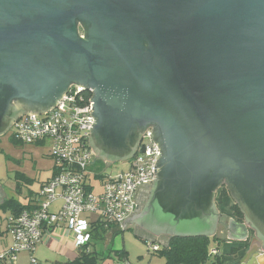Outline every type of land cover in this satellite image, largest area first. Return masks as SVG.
Returning <instances> with one entry per match:
<instances>
[{"label": "water", "instance_id": "obj_1", "mask_svg": "<svg viewBox=\"0 0 264 264\" xmlns=\"http://www.w3.org/2000/svg\"><path fill=\"white\" fill-rule=\"evenodd\" d=\"M71 85L96 158L129 160L152 127L154 179L113 234L212 238L225 184L244 221L224 239L258 240L236 264H264V0H0V136Z\"/></svg>", "mask_w": 264, "mask_h": 264}, {"label": "built area", "instance_id": "obj_2", "mask_svg": "<svg viewBox=\"0 0 264 264\" xmlns=\"http://www.w3.org/2000/svg\"><path fill=\"white\" fill-rule=\"evenodd\" d=\"M91 91L71 85L57 105L37 115H21L13 123L14 138L24 144L47 143L53 161V175L40 188L32 208L7 220L12 239L10 248L0 254V264H14L20 253L33 254L45 232L63 227L73 234L79 248L88 244L90 225L122 226L131 213L134 193L143 183H152L156 173L157 149L150 138V128L142 135L126 168L115 175L103 174L97 192L90 177L97 158L88 146L92 117L86 97ZM86 216V217H84ZM149 251L159 246L148 244ZM214 249L211 254H217ZM30 262L36 259L31 256ZM117 264H131L121 260Z\"/></svg>", "mask_w": 264, "mask_h": 264}, {"label": "rangeland", "instance_id": "obj_3", "mask_svg": "<svg viewBox=\"0 0 264 264\" xmlns=\"http://www.w3.org/2000/svg\"><path fill=\"white\" fill-rule=\"evenodd\" d=\"M46 151L47 143L24 144L16 140V138H14V129H9L0 136V186L6 198H15L18 202L26 204L29 200H27V195L31 196V200L37 196L41 184L45 182V179L48 177V166L53 163L52 159L46 154ZM96 165L101 173L111 175H115L119 171L124 170L127 166L126 161L114 163L97 161ZM91 171L99 172L93 169H91ZM18 175L27 178L29 180L28 184L24 182V180H18ZM16 181L21 183V193L15 192ZM89 182L94 186V191L97 192L100 187V179L92 176ZM226 202H223L220 209L226 213L228 218H231L229 205L233 201L227 198ZM6 214L8 216L9 213H1L2 217L0 219V224L2 229H4L3 219L7 217ZM107 234H109V232L106 233V235ZM113 237V242L109 244V248H119L116 250H121L123 245H125L124 250L127 249L126 251H128L127 260L131 264H146L151 257L158 258L157 255L148 250V246L145 242L138 239L134 233L129 230L118 231L113 234ZM103 245L104 244H102V246ZM96 248H101V246L96 243ZM112 251H110V253ZM17 257L18 260H24L23 264H28V258L25 254L20 253ZM114 259L118 260L119 258L114 256ZM236 259L237 258L231 257L227 260L226 264L234 263ZM120 261L121 260L117 261V263ZM38 264H44V262L40 261Z\"/></svg>", "mask_w": 264, "mask_h": 264}, {"label": "trees", "instance_id": "obj_4", "mask_svg": "<svg viewBox=\"0 0 264 264\" xmlns=\"http://www.w3.org/2000/svg\"><path fill=\"white\" fill-rule=\"evenodd\" d=\"M86 97H92L90 93L86 92ZM91 169H95V165ZM99 172L96 178H102V174ZM18 180H24L28 184L29 180L24 176L18 175ZM43 184V183H42ZM21 183L16 181L15 192L21 193L20 191ZM38 195V193H37ZM29 200L26 204L18 202L15 198H7L0 205V213L8 212L10 215L6 218H14L19 215L22 211L32 208L33 202L37 199V196L31 200V196L28 195ZM232 199L228 187L223 184L219 185L215 193V203L217 208L221 207L226 199ZM232 203L229 205V212L231 213V218L236 222H243L244 215L240 210L237 203L232 199ZM227 203V202H226ZM104 224H98L97 222H92L90 225L91 232L97 231L98 228L105 229ZM107 228L116 227L115 225H106ZM97 234V233H96ZM93 234L92 238L97 236ZM99 239V238H98ZM226 242L224 239L214 236L212 238L207 237H171L168 244L163 247H159L158 250L152 252L158 257H162L165 262L164 264H226L223 254L220 252L223 243ZM90 244V242H89ZM228 255L239 259L248 248L247 242L245 243H232ZM87 246L83 245L79 247L78 254L76 258L72 261H67L64 263L56 264H97L101 260L94 252H87ZM214 249L218 253L215 255L211 254V250ZM114 256H117L120 260H127V252L124 249L112 251ZM153 254V255H154ZM236 259V260H237Z\"/></svg>", "mask_w": 264, "mask_h": 264}, {"label": "crops", "instance_id": "obj_5", "mask_svg": "<svg viewBox=\"0 0 264 264\" xmlns=\"http://www.w3.org/2000/svg\"><path fill=\"white\" fill-rule=\"evenodd\" d=\"M46 154H47V151H46ZM97 160L102 161L104 163H107V162H105L99 158H97ZM48 167H49L48 168L49 174H48V177L45 179V181L48 180L53 175V163L50 164ZM95 169L97 171H100L97 168V165H95ZM26 197H28V195ZM5 198H6V196L4 194V198L1 200L0 205L2 204L3 201H5L7 199V198L6 199ZM29 198L30 197H28L27 200ZM220 208L221 207L218 208L219 212L221 214H223L224 216H226V213L224 211H222ZM9 215L10 214H8V216ZM6 216H7V214H6ZM1 217L2 216L0 213V219H1ZM84 217H86V216H84ZM6 218L4 217V219H3L4 220V225H3L4 229L1 228V224H0V254H2L4 251H7L10 248L11 243H12V239H11V237L8 233V229H7ZM107 227L108 226H104V228H105L104 230L101 228H98L97 231H92V232L90 229V239H89L90 244L88 242L87 252H94L95 255H97L99 258H101V260L98 261L97 264H117V261L120 260V259L115 260L113 253L112 252L110 253V251L116 250L119 248H113V249L109 248V244H111L113 242V239H114L112 231L115 229V227H111V228H107ZM124 230L125 231L129 230L130 232H133L134 235L138 239H140L141 241L145 242V244H147V246H148V244H155L159 247H162L161 244H164L168 241L167 235H160V236L155 238V236H153L150 232H148L147 230H145L141 226L134 224V223H131V225H130V223H125ZM108 232H109V234L106 235V233H108ZM93 234H96L97 236L92 238ZM139 235H141L142 237H145V238H141V237H139ZM224 240L226 242L223 243L222 248H221L222 250L220 252L223 254L225 262H227V260L232 257V256L228 255V252H229L230 248L233 246L232 243H234V242H232L228 239H224ZM96 243H98L99 246H101V248L97 249ZM102 244H104V245L102 246ZM122 249H125V245H123ZM148 250H149V248H148ZM78 251H79V248L75 245L73 234L63 227H57V228H54L52 231L45 232L42 235V238H41L40 242L37 244L33 254H28V253H22V254H25L27 256L28 264H33L30 262L31 256H33L36 259L35 264H38L40 261H43L44 264H56V263H64L67 261L74 260L78 254ZM126 252H128V251H126ZM127 259H128V253H127ZM17 260H18V257H17ZM23 262H24L23 259H19L14 264H23ZM164 262H165V260L162 257H158V258H155V257L152 258L151 257L146 264H164Z\"/></svg>", "mask_w": 264, "mask_h": 264}, {"label": "flooded vegetation", "instance_id": "obj_6", "mask_svg": "<svg viewBox=\"0 0 264 264\" xmlns=\"http://www.w3.org/2000/svg\"><path fill=\"white\" fill-rule=\"evenodd\" d=\"M13 123V122H12ZM148 128H152V127H148ZM148 128H146V129H148ZM146 129H144V131L146 130ZM144 131L142 132V135H143V133H144ZM142 135H141V138H142ZM146 193H147V188H143L142 190H141V192H140V201L141 200H144V198H145V196H146ZM228 220H229V218H227V217H225V216H223V217H221L220 219H219V222H218V227H217V232H216V236H218L219 238H227V228H226V226L228 225ZM243 221H244V218H243ZM256 239V237H255V232H254V230H252V229H249V235H248V239H247V244H248V246L251 244V242L253 241V240H255ZM257 240V239H256ZM258 241V240H257ZM259 244H260V241L258 242ZM247 250V249H246ZM258 251V250H257ZM246 252V251H245ZM245 252H244V254H245ZM262 254L264 253V251H262L261 252ZM243 254V255H244ZM242 255V256H243ZM242 256L241 257H239V259H237L234 263L236 264L241 258H242Z\"/></svg>", "mask_w": 264, "mask_h": 264}]
</instances>
